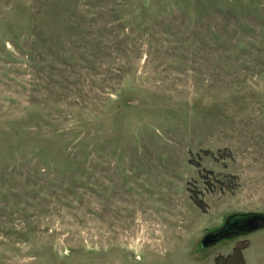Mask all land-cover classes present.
<instances>
[{
  "label": "rangeland",
  "instance_id": "obj_1",
  "mask_svg": "<svg viewBox=\"0 0 264 264\" xmlns=\"http://www.w3.org/2000/svg\"><path fill=\"white\" fill-rule=\"evenodd\" d=\"M248 212L264 0H0V264H264L201 245Z\"/></svg>",
  "mask_w": 264,
  "mask_h": 264
},
{
  "label": "water",
  "instance_id": "obj_2",
  "mask_svg": "<svg viewBox=\"0 0 264 264\" xmlns=\"http://www.w3.org/2000/svg\"><path fill=\"white\" fill-rule=\"evenodd\" d=\"M264 229V212L236 213L229 215L223 226L206 233L201 239L203 247H209L231 236L252 233Z\"/></svg>",
  "mask_w": 264,
  "mask_h": 264
},
{
  "label": "trees",
  "instance_id": "obj_3",
  "mask_svg": "<svg viewBox=\"0 0 264 264\" xmlns=\"http://www.w3.org/2000/svg\"><path fill=\"white\" fill-rule=\"evenodd\" d=\"M194 201L201 207H204V204L202 201H197L194 198ZM245 245H237L233 247V250L229 254H219L215 256V264H248L245 262L244 256H243V249H245Z\"/></svg>",
  "mask_w": 264,
  "mask_h": 264
}]
</instances>
